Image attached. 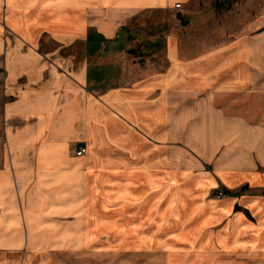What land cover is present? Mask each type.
I'll return each mask as SVG.
<instances>
[{
	"label": "crops",
	"instance_id": "1",
	"mask_svg": "<svg viewBox=\"0 0 264 264\" xmlns=\"http://www.w3.org/2000/svg\"><path fill=\"white\" fill-rule=\"evenodd\" d=\"M192 1L0 0V264L115 238L125 215L139 234L154 220L142 208H167L172 174L212 184L196 264H264V18L224 43L176 29L162 65L128 29ZM199 16V31L220 27L214 7ZM219 186L229 196L211 199Z\"/></svg>",
	"mask_w": 264,
	"mask_h": 264
},
{
	"label": "rangeland",
	"instance_id": "2",
	"mask_svg": "<svg viewBox=\"0 0 264 264\" xmlns=\"http://www.w3.org/2000/svg\"><path fill=\"white\" fill-rule=\"evenodd\" d=\"M229 5L232 7L230 6L228 10ZM179 6L181 8H177L178 5H176L171 12H152L137 21H135L134 16L128 26L133 38L135 35L140 37L144 41L143 46L150 53V57L161 65L166 56V47L162 46L163 41L169 33L176 29L182 37H187L188 41H195L202 38L201 36H204V39H211L209 36L211 35L215 41L224 43L234 39L235 34L233 32L243 27L244 24L255 23L264 18V0H193L187 6L182 3H179ZM212 7L217 9L220 15L214 22L220 27L214 26L199 31L202 27L200 22L202 19L199 14ZM204 18L210 17L206 14ZM180 19L188 24L187 30H182ZM122 35L123 39L127 41L123 33ZM158 44L161 46L159 47ZM3 105L0 87V137L3 134ZM180 146L183 145L179 142H173L172 150L174 151ZM174 155L173 168L183 164L181 160L176 158V153ZM195 157L197 158L193 152L188 151L187 158L189 160ZM210 165L208 163L199 168L190 166L188 170L197 173L209 168ZM0 167H2V161ZM183 180L179 178V175L172 174L171 181L173 183L166 190L170 191L166 209L159 211V206L141 209L142 212L150 210L152 213L150 217L154 220L153 224L146 225L144 229L145 224L141 223L139 234L135 233V224H132L131 219L128 220L129 217L125 215L121 219L123 222L114 221V226L121 229L122 234H124L122 239L121 233L115 238L93 237L91 246L86 249L79 250L68 246L57 247L50 249L47 253L42 252L46 253V257L43 259L42 253H31L30 250L24 249L22 252L12 254L10 259L18 261V264H196L198 260L201 261L202 251L207 245V243L202 242L196 253L197 226H208L210 221L215 218L213 212L216 211V208L213 204L206 205L205 203L210 185H212L210 180L197 179L192 180L189 184L182 183ZM221 191L226 193L225 198L229 196V191L224 186H219L216 191L211 192L210 198L225 199H218L217 194ZM150 196L155 201L164 200L163 195L156 196L155 192L151 193ZM128 209L124 210L127 211ZM197 218H199L198 221L192 224L193 220H197ZM197 223L198 225H196ZM184 226H186L187 231L182 230ZM148 227L154 228L155 232L153 234H149V231L143 232Z\"/></svg>",
	"mask_w": 264,
	"mask_h": 264
},
{
	"label": "built area",
	"instance_id": "3",
	"mask_svg": "<svg viewBox=\"0 0 264 264\" xmlns=\"http://www.w3.org/2000/svg\"><path fill=\"white\" fill-rule=\"evenodd\" d=\"M177 8H181V6L178 5ZM6 77V73L5 71L0 70V81H2L4 78ZM87 149L86 148H80L77 155L78 157H82L84 154H86ZM218 199H222L226 197V193H224L223 191L219 192L217 194Z\"/></svg>",
	"mask_w": 264,
	"mask_h": 264
},
{
	"label": "trees",
	"instance_id": "4",
	"mask_svg": "<svg viewBox=\"0 0 264 264\" xmlns=\"http://www.w3.org/2000/svg\"><path fill=\"white\" fill-rule=\"evenodd\" d=\"M230 6H231V5H229V6L227 7L228 10L230 9ZM231 7H232V6H231Z\"/></svg>",
	"mask_w": 264,
	"mask_h": 264
},
{
	"label": "bare ground",
	"instance_id": "5",
	"mask_svg": "<svg viewBox=\"0 0 264 264\" xmlns=\"http://www.w3.org/2000/svg\"><path fill=\"white\" fill-rule=\"evenodd\" d=\"M176 7V6H175ZM74 201V200H73ZM76 202V201H75ZM82 205V204H81ZM75 210V209H74ZM65 212V211H64Z\"/></svg>",
	"mask_w": 264,
	"mask_h": 264
}]
</instances>
